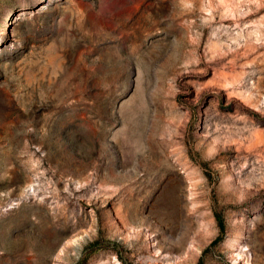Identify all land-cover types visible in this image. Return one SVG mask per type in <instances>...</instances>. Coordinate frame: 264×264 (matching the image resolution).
Listing matches in <instances>:
<instances>
[{
  "label": "rangeland",
  "instance_id": "1",
  "mask_svg": "<svg viewBox=\"0 0 264 264\" xmlns=\"http://www.w3.org/2000/svg\"><path fill=\"white\" fill-rule=\"evenodd\" d=\"M0 264H264V0H0Z\"/></svg>",
  "mask_w": 264,
  "mask_h": 264
},
{
  "label": "trees",
  "instance_id": "2",
  "mask_svg": "<svg viewBox=\"0 0 264 264\" xmlns=\"http://www.w3.org/2000/svg\"><path fill=\"white\" fill-rule=\"evenodd\" d=\"M218 217H219V222L221 223V228H223L222 221H220V216L218 215Z\"/></svg>",
  "mask_w": 264,
  "mask_h": 264
}]
</instances>
